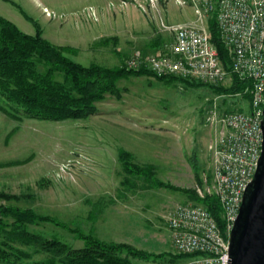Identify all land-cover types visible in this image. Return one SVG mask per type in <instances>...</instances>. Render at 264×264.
Here are the masks:
<instances>
[{
  "label": "rangeland",
  "instance_id": "1",
  "mask_svg": "<svg viewBox=\"0 0 264 264\" xmlns=\"http://www.w3.org/2000/svg\"><path fill=\"white\" fill-rule=\"evenodd\" d=\"M111 4L117 7L112 9ZM126 4L118 7L120 0H0V16L35 35L36 27L22 15L24 11L38 23L44 38L77 50L76 62L112 68L157 37L170 43V35L160 32L161 21L183 24L195 20L180 22L186 19L182 10L189 7L173 1L155 6L144 0ZM107 38L117 42L97 45ZM119 86L126 90L123 99L108 97L98 104V114L87 120L19 123L0 112V192L20 198L2 203L56 217L68 229L86 235L93 232L106 242L129 244L154 256L163 254L160 259L135 263L184 264L185 258L172 248L165 216L188 201L187 197L164 188L126 191L122 182L127 175L119 151L130 152L138 165L155 166L151 183L160 180L194 191L200 186L192 162L196 160L205 186L211 174V135L204 109L206 97L216 90L207 86L191 89L151 77H131ZM231 101L239 107L248 105L243 96ZM93 205L103 208L96 222L89 218ZM66 229L50 224L34 228L74 248L83 247Z\"/></svg>",
  "mask_w": 264,
  "mask_h": 264
},
{
  "label": "trees",
  "instance_id": "2",
  "mask_svg": "<svg viewBox=\"0 0 264 264\" xmlns=\"http://www.w3.org/2000/svg\"><path fill=\"white\" fill-rule=\"evenodd\" d=\"M11 3V2H10ZM16 6L14 3H12ZM26 20L36 27L35 35L22 32L14 23L0 16V112L8 118L23 122L39 120L46 122L87 120L98 114V104L108 97L122 100L125 89L119 84L131 77H151L164 83H183L187 88L207 86L215 93L236 94L251 86L233 75L230 87L218 88L202 84L196 80L174 77L157 78L148 70L128 71L122 65L106 67L93 63L84 66L73 59L77 50L69 46H58L43 37L36 21L21 11ZM211 42L218 51L225 69L230 72L228 50L220 39L215 15L209 20ZM117 42L116 38H107L97 45ZM161 37L153 40L148 47L156 49L163 46ZM121 57V55H120ZM249 95L247 96V98ZM207 107L204 109L206 111ZM196 161V160H195ZM194 160L197 184L203 186L201 174ZM119 162L127 176L122 182L126 191L164 188L183 193L188 200L206 206L214 216L224 238H227L223 210L215 196L200 199L194 190H186L157 180L150 182L156 175L153 165H138L134 157L125 150L119 151ZM15 164V163H13ZM134 189V190H133ZM20 198L0 192V264H19V262H37L35 264H138L136 261H149L163 257L138 250L125 243L117 244L97 238L93 232L88 235L79 230H70L58 218L38 214L33 209L4 205L2 202L19 201ZM103 208L93 205L89 214L96 222ZM50 224L71 231L83 242V247L74 248L53 237L38 233L35 227ZM172 256L171 253H167ZM186 261L197 255H178ZM175 262L174 258H170Z\"/></svg>",
  "mask_w": 264,
  "mask_h": 264
},
{
  "label": "built area",
  "instance_id": "3",
  "mask_svg": "<svg viewBox=\"0 0 264 264\" xmlns=\"http://www.w3.org/2000/svg\"><path fill=\"white\" fill-rule=\"evenodd\" d=\"M168 1L191 8L195 20L183 24L161 21L160 32L169 34L171 42L153 51L135 49L125 59L124 67L128 71L145 69L157 78L196 80L216 88L230 87L233 75L251 84L236 94L206 97L211 174L210 181L205 180V186H197L195 192L200 199L218 198L227 238L209 209L200 203L188 200L177 204L165 216L174 253L197 255L184 264H229V236L244 193L254 179L263 145L264 0H144L150 6ZM120 3L118 7H124L129 0ZM138 6L145 10L143 4ZM213 15L229 53L230 72L211 42L208 24ZM242 96L248 99V105L232 103L231 99Z\"/></svg>",
  "mask_w": 264,
  "mask_h": 264
},
{
  "label": "water",
  "instance_id": "4",
  "mask_svg": "<svg viewBox=\"0 0 264 264\" xmlns=\"http://www.w3.org/2000/svg\"><path fill=\"white\" fill-rule=\"evenodd\" d=\"M262 131L258 167L229 236V264H264V120Z\"/></svg>",
  "mask_w": 264,
  "mask_h": 264
},
{
  "label": "crops",
  "instance_id": "5",
  "mask_svg": "<svg viewBox=\"0 0 264 264\" xmlns=\"http://www.w3.org/2000/svg\"><path fill=\"white\" fill-rule=\"evenodd\" d=\"M103 10H105L104 8H102L101 9V12L100 13H102V11ZM182 10V9H181ZM184 13H185V17H186V19L184 20V21H180V22H185V21H191L192 19H195V16H194V13H193V10L191 9V8H185V9H183L182 10ZM193 17V18H192ZM112 27V26H111ZM111 29V28H110ZM112 30V29H111ZM113 30H114V28H113ZM149 45V44H148ZM148 45L143 49L144 51H153V50H155V49H150L149 47H148ZM122 150H124V149H122ZM123 196H126L125 194L123 195ZM174 196L171 198L172 200H177V197L176 198H174ZM170 199V200H171Z\"/></svg>",
  "mask_w": 264,
  "mask_h": 264
}]
</instances>
